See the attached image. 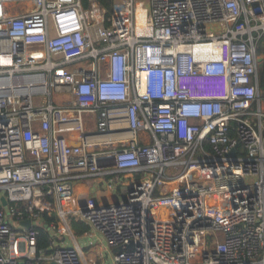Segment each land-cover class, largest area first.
<instances>
[{"label": "built area", "instance_id": "1", "mask_svg": "<svg viewBox=\"0 0 264 264\" xmlns=\"http://www.w3.org/2000/svg\"><path fill=\"white\" fill-rule=\"evenodd\" d=\"M263 34L264 0H0V264H84L69 215L115 264H264Z\"/></svg>", "mask_w": 264, "mask_h": 264}, {"label": "crops", "instance_id": "2", "mask_svg": "<svg viewBox=\"0 0 264 264\" xmlns=\"http://www.w3.org/2000/svg\"><path fill=\"white\" fill-rule=\"evenodd\" d=\"M95 117L96 114H87L85 116L88 130H95ZM66 136L72 140L70 135ZM114 178L115 175L112 174L78 179L74 182L75 193L83 201L89 197L103 203L121 199L124 196L122 186L117 184L109 185V182L114 180ZM115 187L120 188V196L116 193ZM67 219L69 222V230L64 234L54 235V238L59 244L77 247L84 264H115L113 260V252L115 249L106 247L103 238L98 232L94 231L86 223L80 221L75 215H69ZM72 222L86 224L88 229L82 231L80 225L73 226Z\"/></svg>", "mask_w": 264, "mask_h": 264}, {"label": "trees", "instance_id": "3", "mask_svg": "<svg viewBox=\"0 0 264 264\" xmlns=\"http://www.w3.org/2000/svg\"><path fill=\"white\" fill-rule=\"evenodd\" d=\"M82 5L85 7L87 0H81ZM98 3L105 9L106 15L108 16L112 11L114 0H97ZM256 53L261 56V61L257 65V81L260 95L264 97V34L260 36L258 43L256 45ZM54 220L53 215H48L46 212L42 215V223L36 226L37 235H36V244L38 248H44L45 250L48 247L49 242V233L46 225ZM73 226L80 225L81 230L85 231L88 229L86 224L80 222H72Z\"/></svg>", "mask_w": 264, "mask_h": 264}, {"label": "water", "instance_id": "4", "mask_svg": "<svg viewBox=\"0 0 264 264\" xmlns=\"http://www.w3.org/2000/svg\"><path fill=\"white\" fill-rule=\"evenodd\" d=\"M257 60L260 62L261 61V57H258ZM1 201L3 203H5V199L3 197H1ZM20 223L26 228L31 226V220L30 219L21 220ZM48 249L50 250V247H48ZM50 264H56V263L55 262H51Z\"/></svg>", "mask_w": 264, "mask_h": 264}, {"label": "rangeland", "instance_id": "5", "mask_svg": "<svg viewBox=\"0 0 264 264\" xmlns=\"http://www.w3.org/2000/svg\"><path fill=\"white\" fill-rule=\"evenodd\" d=\"M260 57H261V56H260ZM115 191H116V193L119 194V196H120V188H119V187H115Z\"/></svg>", "mask_w": 264, "mask_h": 264}]
</instances>
